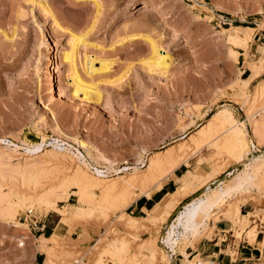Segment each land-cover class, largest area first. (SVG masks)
Wrapping results in <instances>:
<instances>
[{
    "label": "rangeland",
    "instance_id": "obj_1",
    "mask_svg": "<svg viewBox=\"0 0 264 264\" xmlns=\"http://www.w3.org/2000/svg\"><path fill=\"white\" fill-rule=\"evenodd\" d=\"M238 31H253V38L247 45L233 40V48L228 38ZM72 34L84 41L75 54L77 74L88 87L94 85L90 90L97 86L99 101L94 96L86 100L82 88L74 96L76 86L69 64L63 61L71 51ZM151 40L161 55L172 60L166 75L149 70ZM259 59H264V0H0V264H32L36 251L49 264L45 249L51 242L40 239L52 234L34 238L17 225L27 209H33L40 221L53 216L60 222L65 217L71 224H60L59 233H53L63 239L52 255L58 264H169L158 239L174 207L194 193L199 198L202 189L229 172L236 174L264 151V137L259 141L253 132L264 110V74L249 88L242 80L251 72L248 64L256 65ZM102 62L110 68L88 71L92 63L99 70ZM224 111L245 124L243 155L221 148L228 137L218 119ZM208 130L211 143L199 145L200 134ZM43 142V152L29 154L30 147ZM57 144L71 151L51 159L46 152ZM251 144L259 152L250 154ZM181 147L177 165L149 170L151 157L164 158ZM70 152L106 171L108 180L135 176L157 184L150 189L129 188L117 199L105 200L100 191L73 185L78 168L93 174ZM34 163L42 172L35 171ZM181 166L201 185L194 190L181 186L175 199L158 209L160 214L168 212L160 219L145 215L140 217L143 224L128 225L138 217L133 203L152 194ZM18 167H26L25 176ZM119 169L122 173L117 175L114 171ZM29 171L35 173L31 178ZM262 175L259 188L235 192L221 204L193 243L206 241L226 249L224 264L228 259L233 264H264V206L240 212L249 202L264 204ZM12 191L27 201L17 218L9 221L6 206L14 201L2 194ZM39 199L41 206L33 205ZM21 236L28 237L22 247ZM115 239L126 241L125 250L129 245V259L125 251L121 256L115 250L108 252ZM183 245L175 246L181 256ZM239 245L244 250L237 253L233 248Z\"/></svg>",
    "mask_w": 264,
    "mask_h": 264
},
{
    "label": "bare ground",
    "instance_id": "obj_2",
    "mask_svg": "<svg viewBox=\"0 0 264 264\" xmlns=\"http://www.w3.org/2000/svg\"><path fill=\"white\" fill-rule=\"evenodd\" d=\"M43 8H44V6H43ZM46 8H44V10L50 12L49 10H47L48 8L47 9ZM251 30H253V29L249 28L248 31H251ZM252 33H253V31L249 32V33L247 32V34H243V33L238 31V32L232 34V36L230 35L228 40L232 44L233 48H234V46L236 48V44H235V42H233V40H236L237 42H240L243 45H247L252 41V38H253ZM135 39L136 38L133 39V37H131V40H135ZM83 44H84V41L82 39H80L77 35L72 34L71 51L69 53L64 54L63 61L65 63L69 64V71L71 73L70 75H72L73 83L76 86V88H75L76 91L74 93L75 94L74 96L76 97L77 95H79L78 93L81 91V88H82V90H84V91L86 90V93L85 94L83 93L85 95L83 97H85L86 100L91 101L92 97L94 96V97H96V100L99 101L101 99V94L99 93V91H97L95 89V88H97V86L93 90H90V87H93L94 85L88 87L89 84L84 83L77 74L76 65H75V57H76L75 54H76V51L78 50V48H80ZM151 45H152V56L148 61V65L150 67L149 70H151V72L156 71V73L159 72L160 74L166 75L165 72L171 66L172 60L169 56L161 55L159 52V47L152 40H151ZM231 51L234 54L236 52L235 50H231ZM235 56L238 57V55H236V54H235ZM236 57H235V59H236ZM93 63L88 68V71L91 74L101 72L105 69L110 68L109 64L102 62L101 68L99 70H96L94 68ZM55 67L59 68V65H56ZM261 72H262V70H261ZM86 100H83V102L84 101L86 102ZM258 117L260 119H256V120L254 119L255 122L253 125V128H254L253 132L255 133L254 135L256 136V138H258L259 141H261L260 139H262V137H264V110H262L259 113ZM218 119L220 120V122L224 126H226V133L228 136L226 142L221 145V148H226V149H229L233 152H239L240 154L243 155V150L247 147L245 124L244 123L242 124L241 122H237L230 115H228L227 112H225V111L219 115ZM212 137H213V135H211V130L210 131L208 130L205 133L202 132L197 141H198L199 145H201V146L207 145L208 143L209 144L211 143ZM44 145H45V143L43 142L40 145H35V146L30 147L29 154L30 153L31 154H39L40 152H43L42 149H43ZM81 146L86 148L84 145H81ZM54 147L55 148L52 149V151L46 152L47 154L48 153L50 154L51 159L53 158V156L59 155L62 152L71 151L70 149L62 147L58 144ZM57 150H60V151L57 152ZM183 151H184V148L181 147L178 150L171 151V152L167 153L164 158L163 157H155V156L151 157L149 159V161H150L149 170H151L152 173H154V172L159 171L160 168L162 166H164L165 164L172 165V166L177 165L181 161V158L183 156ZM3 153H5V152H3ZM70 153H72L74 155L73 157H75L79 161V163L86 166L87 169L91 170L92 174H93V176H91L87 172H84L83 170H81L82 168L81 169L78 168L74 173L75 175H73V180H72L73 185L76 186L78 188V190H85V191H89V192L100 191L105 200H115L124 191L129 190V188L140 186L143 189H150L151 187H154L157 184V181L156 182L151 181L152 178L151 179L143 178V179L138 180V177H135V176H133V178H131L129 180H123V178L122 179L120 178V181L123 180L122 182H120L117 179L116 180H108L107 175H105L106 171H103V170L99 169L98 167H93L90 163L85 161L84 157L80 153L79 154H76L73 152H70ZM5 155H6V153H5ZM8 155H7V157H8ZM60 155H63V154H60ZM0 156H1V152H0ZM65 156H69V155H65ZM65 156H63V157H65ZM4 158H5V156H4ZM10 158H12V157L10 156L7 159H10ZM6 165H8V164H6ZM29 165H30L29 167H31L32 164H29ZM34 166H36L34 169H35V171H37L36 170L37 165L35 164L32 167H34ZM29 167H27V168H29ZM110 167L112 169L113 165L111 164ZM20 168L22 169V172H21ZM25 168L23 170L22 167H18L17 169H19L20 171H17V169H16V171L19 172V174L22 173V175H24L23 171H27V169H25ZM31 169H33V168H30L28 170H31ZM107 169H109V168H107ZM40 172H42V171H39V173ZM114 172H116V174L118 175V174L122 173V170L119 169V170H115ZM26 173H28V172H26ZM32 173H34V172L31 171L29 173L30 174L29 178H31V177H33V175H35V173L33 175H32ZM262 174H264V151H262V153L259 155V157L254 156L248 162H245L243 169H241V170L239 169V171L236 174H233V172H229L224 178L218 180L216 183L214 182L212 186H207L204 189H202L199 193V196H200L199 198H195L192 201H189V202L183 204L182 207L180 208V210L175 214V217L173 219H171L169 222H167L164 230L161 232L162 234L160 235V237L158 239V242L162 244L161 250L163 249V251L166 252L167 257L171 260V262H174L173 254L176 253L175 246H177L179 244L180 245L185 244V246L184 245L182 246V250H181L182 254H183L182 264H185L187 261H189V259H188L189 253L187 250L190 248H194V249L196 248V244H194L193 241L195 239H197V237L202 235L207 230V228L209 226L208 220L210 219L212 213L221 204H223L225 201L229 200V198L231 199V196L235 192L240 193V191H242V190L244 191V189L247 190V189L259 188L258 186L261 183V180L263 177ZM26 177L28 178L27 175H26ZM29 178H28V180H29ZM228 179H230V180H228ZM224 180H228L227 183L224 182ZM40 184H42V183H40ZM215 186H216V188H215ZM64 187H66V186H64ZM2 195H4V196L7 195V196L11 197L13 199V201L15 203H17V205H16V204H14V202H11V200H10V203L8 201V206H6V211H7L6 217L8 218L9 221L15 220L17 218V216L19 215L20 211L23 210V207H24L25 202L27 200L25 201L23 199V197H24L23 195L20 196L17 193L16 194L13 193V191L12 192H3ZM174 196L175 195L173 194L172 200L175 199ZM232 198H233V196H232ZM33 205L41 206L40 199L36 203H33ZM160 207L161 206H159L158 209H160ZM54 210H56L57 213H60V215L62 217L65 215V212L60 210V209H54ZM142 221L143 220L140 217H134L131 219L132 223H128V225L132 224L135 226L136 225L139 226L142 223ZM60 224L69 226L70 223H68L66 221V218L63 217L62 220L59 222V225ZM17 225H19V223H17ZM40 240L43 242L44 241H49L51 243L53 242L52 244L50 243V245L45 249V252H47L46 253L47 255L49 254V257L47 256L50 259V261H48L49 264H58L57 261L54 260L55 258L54 259L52 258V255L56 251H58L59 247L63 243V242L61 243V240H63V239H61V237L57 234H54V235L52 234V236L50 238L40 239ZM50 240H52V241H50ZM115 240L112 243H110V245L107 249L108 252L114 251V250L118 251L119 256H121L120 254L124 251H125L124 252L125 254H126V252H129L127 250L129 245L126 247V250L124 248V244L126 243V241L124 243L122 241H118V239L116 241ZM128 249L130 250V247ZM125 254L122 256H125ZM116 255H117V252H116L115 256ZM126 255H127V258L129 259L130 258L129 254H126ZM115 256H113V257H115ZM127 258H126V260H127ZM136 258L137 257H135L134 259H136ZM131 261L133 262V258ZM123 263H125V262H123Z\"/></svg>",
    "mask_w": 264,
    "mask_h": 264
},
{
    "label": "crops",
    "instance_id": "obj_3",
    "mask_svg": "<svg viewBox=\"0 0 264 264\" xmlns=\"http://www.w3.org/2000/svg\"><path fill=\"white\" fill-rule=\"evenodd\" d=\"M256 62H257L256 65L248 64L251 72L246 79H242L243 82L247 84V88H249V86L251 85L253 81H255L256 79H259L264 74V59H259ZM263 82L264 81H262L261 83ZM257 86H259V84ZM198 182H200L199 178L194 177L191 174V171L186 168V166H181L179 169H177L174 172V175L167 178V180L162 184V186L160 184L152 194L150 193L149 196H146V197L143 196V197H140L138 200H136L132 205V211L138 217H143L146 215L147 217H151L154 220H158L160 219L162 214L164 216L168 214L166 210L163 211L162 214H160V210H158L159 206L167 207V205L171 203L172 201L171 197L173 196V194H175V192L181 186L187 188L188 190H194L196 186L201 185V183L197 184ZM197 196L198 195L194 193L193 195L183 199L180 202V204L174 207V209L172 210L171 216L169 217V220L175 217V214L180 210L183 204L189 202L191 199ZM263 206H264L263 203L262 205L259 206V205H255L253 202H249L241 206L240 212L244 213L248 209L250 210V212H252V209L254 207L261 209V207ZM41 224L44 226L43 232L34 234L33 235L34 238H36L37 236L38 237L40 236L48 237L54 232L59 233L60 231L59 222H57L53 218V216H50V218L48 219L41 220ZM219 226H220L221 231L224 232L223 231L224 229L222 227H225V225L220 223ZM217 246H218L217 243L206 245V241L205 242L201 241L196 244V249L192 248L193 251L190 249H188L187 251L188 253H191V254L196 252L197 255L198 254L201 255V257L203 258L208 259V257H210V259L217 260L218 264H224V259L226 257V254H224V252L226 251V249H222L221 247H217ZM198 248L199 249L202 248L203 251L199 253ZM243 248H244L243 245L242 246L239 245L237 248H233V249L236 250L237 253H240L244 250ZM206 251L208 252L206 253ZM32 264H46V260L43 254L36 251ZM228 264H233V263L231 262V260L228 259Z\"/></svg>",
    "mask_w": 264,
    "mask_h": 264
},
{
    "label": "built area",
    "instance_id": "obj_4",
    "mask_svg": "<svg viewBox=\"0 0 264 264\" xmlns=\"http://www.w3.org/2000/svg\"><path fill=\"white\" fill-rule=\"evenodd\" d=\"M257 152H259V150L256 148L255 145L251 144L250 154H256ZM18 223L19 225L23 226V227H19V228H23V231H27V230L29 231L28 236H33L36 233H42L44 229V226L41 224V221L38 220V218L35 216L33 209H27L24 212L23 216H21L20 219L18 220ZM21 237L23 238L22 239L23 244L20 247L24 245L25 243L24 241H26V239L28 238L24 236H21ZM158 244L159 246L162 245L161 243H158ZM198 256L199 254L197 255V253H193V254L189 253L188 255L189 261H187L185 264H218L217 260L215 259L203 258L201 257V255L199 257ZM173 259H174V262H170L169 264H182L183 257L179 253L173 254Z\"/></svg>",
    "mask_w": 264,
    "mask_h": 264
}]
</instances>
